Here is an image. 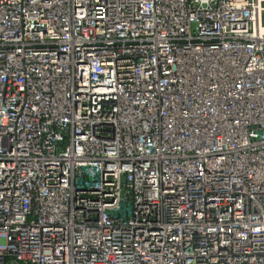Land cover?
Here are the masks:
<instances>
[{
	"label": "built area",
	"instance_id": "obj_1",
	"mask_svg": "<svg viewBox=\"0 0 264 264\" xmlns=\"http://www.w3.org/2000/svg\"><path fill=\"white\" fill-rule=\"evenodd\" d=\"M0 264H264V0H0Z\"/></svg>",
	"mask_w": 264,
	"mask_h": 264
}]
</instances>
